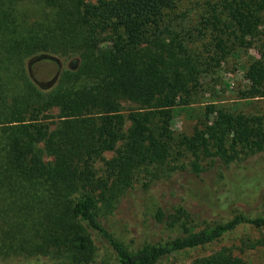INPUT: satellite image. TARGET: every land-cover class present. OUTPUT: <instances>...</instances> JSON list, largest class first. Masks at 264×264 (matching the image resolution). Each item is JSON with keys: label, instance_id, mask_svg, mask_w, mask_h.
I'll return each mask as SVG.
<instances>
[{"label": "trees", "instance_id": "16d2710c", "mask_svg": "<svg viewBox=\"0 0 264 264\" xmlns=\"http://www.w3.org/2000/svg\"><path fill=\"white\" fill-rule=\"evenodd\" d=\"M176 3L0 0V254L56 264H157L241 225L264 227L263 214L236 207L229 218L192 230L179 207L167 218L174 235L129 247L108 226L139 172L160 179L151 166L189 152L187 165L199 174L208 169L200 161L209 160L218 203L229 208L244 199L222 194L229 176L213 169L216 162L230 168L264 154V117L228 108L207 107L191 135H174L173 107L202 71L190 53L195 34H181L168 19ZM217 8L205 10L201 22L216 53L249 48L264 23V0H220ZM70 57V65L60 62ZM50 74L48 86L37 81ZM245 78L242 97H264V59L254 60ZM122 101L135 105L127 117ZM107 151L116 155L98 175L95 163ZM156 215L163 221L162 210ZM247 245H264V237ZM186 264L247 263L222 247Z\"/></svg>", "mask_w": 264, "mask_h": 264}, {"label": "rangeland", "instance_id": "374dc122", "mask_svg": "<svg viewBox=\"0 0 264 264\" xmlns=\"http://www.w3.org/2000/svg\"><path fill=\"white\" fill-rule=\"evenodd\" d=\"M220 0H177L176 8L170 11L168 19L177 24L175 28L181 34L192 32L195 39L189 42L190 53L196 64H200L202 71L198 76V86L189 94H184L178 99V105L173 107L171 129L175 136L181 134L191 135L196 126L204 121L207 107L228 108L233 111L248 115H261L264 117V97H242V92L248 89L249 81L245 78V72L249 65L257 59H264V23L262 22L260 34L251 40L253 43L248 48H236L231 54L216 53L208 30L202 28V16L204 11H212L217 8ZM214 36V35H213ZM248 41L250 39H247ZM228 44L230 42L228 41ZM76 58H62L63 65H70ZM52 80V75H44L37 81L47 82ZM50 85V84H49ZM135 106L129 101H122V113L127 117L130 108ZM53 115L58 113L57 108L51 110ZM211 116L214 117L212 114ZM53 121L56 118L51 119ZM130 125L126 120V128ZM120 143L118 144V146ZM116 155L114 151L103 153L102 159L95 163L98 175L104 171V159ZM193 156L186 152L177 160L169 159L164 164L149 167L154 170L158 178L151 177L144 171L139 172L133 182L134 189L126 191L119 199L116 209L108 217V226L116 237L129 247H137L144 240L174 235L176 230L170 228L167 218L175 213V209L184 208L188 219L186 227L198 230L207 224L230 217L233 208L238 207L251 215H264V199L260 195V186L264 187V154L239 164H233L230 168L216 162L213 169H221L229 176L227 189L223 195L229 194L235 197H243L236 205L223 208L218 203L219 192L215 191L216 181L211 177L209 160L200 163L208 168L199 174L192 172L190 160ZM186 164L183 170L170 171L171 167ZM245 167V168H244ZM244 168V170H240ZM170 171V172H169ZM214 172V171H213ZM143 182L151 185L144 190ZM198 189L197 192L192 191ZM259 192V193H258ZM258 194V196H256ZM165 214L163 221L157 218V211ZM183 216L182 220L186 217ZM0 231V238L3 237ZM264 237V227L256 228L250 225H241L220 239L200 247L174 253L157 264H186L195 258L206 256L212 252L229 247L232 252L240 256L247 264H264V245L254 248L248 247V242ZM244 242V244H243ZM246 245V246H245ZM4 250L1 251L3 253ZM106 260L99 264H106ZM0 264H56L46 258L24 257L15 254H0Z\"/></svg>", "mask_w": 264, "mask_h": 264}]
</instances>
